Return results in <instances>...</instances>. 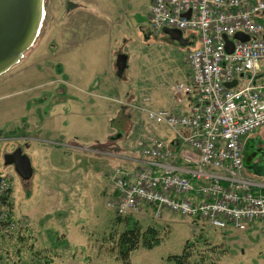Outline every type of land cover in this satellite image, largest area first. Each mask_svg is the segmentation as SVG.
I'll return each mask as SVG.
<instances>
[{
	"label": "rangeland",
	"instance_id": "rangeland-1",
	"mask_svg": "<svg viewBox=\"0 0 264 264\" xmlns=\"http://www.w3.org/2000/svg\"><path fill=\"white\" fill-rule=\"evenodd\" d=\"M101 7L106 9L102 11ZM148 7L149 0H42V20L33 46L16 65L0 75V173L9 184L7 206L11 207L10 224L0 227V264H44L45 259L51 258L52 264H123L112 249L114 243L108 239V232L113 229L118 235L124 223L115 222L116 216L107 203L113 192L112 169L118 163L112 158L116 151L121 157L136 153L134 143L141 139L138 127L129 129L133 110L122 104L120 108L112 104L91 107L87 128L94 129H87L82 139L74 141L66 136L76 132L60 126L64 119L60 111H48V107L43 110V104H50L52 97L60 101L71 94L80 95L78 90L67 94L59 89L57 95L52 90L65 85L66 64L78 72L84 70V77L89 68L102 61V53L100 57H90L91 41L85 39V47L81 49L79 44L68 57L73 42L68 46L66 39L76 32L75 27H84L87 32L91 25L95 31L104 13L119 18L117 30L122 41L118 42L117 52L123 54L129 47L132 50L128 58L133 72L124 74L122 86L128 87L130 82L126 78L130 75L144 76L146 63L155 68L158 82L171 84L174 79L168 72L173 66H180L187 52L198 45V35L193 31L183 34L194 40L187 48L170 43L167 35H156L149 28ZM90 33L93 34L87 32ZM93 52L97 55V49ZM57 65L61 73H57ZM36 99L43 106H33ZM115 108L120 110L110 123L107 117ZM99 109L104 114L97 122V115L102 112ZM110 126L123 132L120 138L105 139L101 129L112 134ZM164 131L167 133L165 127ZM35 132L46 143H37L41 140L35 139ZM254 133L264 141V127ZM94 139L99 143H94ZM74 142L75 147L85 150H69ZM17 148L31 161L29 181H22L12 166L3 163V156ZM99 150L104 154L100 155ZM162 213L155 219L150 208H142L139 214L129 217L143 229L155 225L161 243L152 250H135L127 264H171L166 258L179 255L188 243H192V264H264V228L252 224L243 232L231 227L215 229L202 221ZM62 240L67 246L59 243Z\"/></svg>",
	"mask_w": 264,
	"mask_h": 264
},
{
	"label": "built area",
	"instance_id": "built-area-1",
	"mask_svg": "<svg viewBox=\"0 0 264 264\" xmlns=\"http://www.w3.org/2000/svg\"><path fill=\"white\" fill-rule=\"evenodd\" d=\"M147 24L156 35L162 29L198 35L185 56L189 80L172 88L176 107L193 95L189 108L145 110L148 123L181 140L184 174L170 152L140 145L142 166L113 171L107 207L121 218L150 207L155 219L167 211L215 229L264 228V184L246 178L242 165L243 139L264 127V0H149ZM235 34L247 40H234ZM8 190L0 175V222Z\"/></svg>",
	"mask_w": 264,
	"mask_h": 264
},
{
	"label": "crops",
	"instance_id": "crops-1",
	"mask_svg": "<svg viewBox=\"0 0 264 264\" xmlns=\"http://www.w3.org/2000/svg\"><path fill=\"white\" fill-rule=\"evenodd\" d=\"M87 1V0H85ZM89 3V2H88ZM95 4V3H92ZM102 8V11H104L106 8ZM87 9V7L85 8ZM149 10V7H148ZM114 15V14H113ZM118 25H119V18L118 17H112L108 13H104L101 15V18L98 19L97 26H95V31L91 30V25L88 27L87 32L91 31L93 34H87L85 32L84 27L78 28L75 27V33L71 32L70 38L66 39V43L69 46L73 42L72 49L68 51V57H70V53L78 49L80 46L81 49L85 47V39H90V57L97 56L100 57V54L102 53V61L97 62L96 66L94 68H89L90 72L89 74H85L86 76L83 77V72H78L76 69H72L69 64H66L64 69V76H65V85H61V87H58L57 89L52 90V94L58 91L59 89L66 90L67 94L68 92L71 94V90H75L80 93L78 94H71L67 100L66 98L61 100L53 99L51 98V102L45 103L43 105L44 108H49L48 111H52L56 113V110L60 111V114L63 116L64 119H62L61 127L65 129H70L71 131L76 132V134H69L66 137L72 138L73 140L76 138H81L82 136L86 135V132L88 130H93L94 127L89 129L87 128V125L89 123V114L88 111L91 107H100V106H107L109 104H112V106H116L120 108L119 105L122 104L128 105L132 108L133 114L131 115L132 122L131 128L138 127V131L141 133V139H138L134 143V152L129 154L126 157H121L116 151V156L113 159V161L118 162L121 164H118L112 169V172L119 167H124V169L128 171L134 172L138 168H140L143 164V159L140 157L139 149L140 145H148V146H159L162 149L170 152L174 155L175 160L173 161V164L180 169V173L184 174L182 170H184V166L181 163L179 159V153L184 149V146L182 145L181 140L179 139L176 134H174L170 129L163 125H154L150 124L146 121L145 117V110H169L174 112H184L189 108V105L192 102L193 95H189L186 100L183 102L181 106L176 107L173 98H172V88L176 83H183L187 82L189 80V69L187 67V64L185 62V56L183 57V60L181 61L180 66H173V69H171L168 74L171 78H173V82L169 85H164V82H158V74L155 71V68L152 67L150 64L146 63L147 70L145 72V75H130V77L126 78V81L128 87L125 88L120 83L122 78L124 77V74H129L131 71L133 72L132 65H130L129 61V55L132 50H130V45L127 49V52L120 53L117 52V45L118 42H121L122 39L118 35ZM116 29V33H115ZM77 34V35H76ZM69 37V36H68ZM89 37V38H87ZM73 38V39H72ZM188 38V37H187ZM68 41V42H67ZM194 43V41H193ZM192 43V45H193ZM80 44V45H79ZM72 45V44H71ZM97 49V55L93 52ZM67 50V49H66ZM94 53V54H93ZM119 54H122L126 57V69L124 70L122 77L119 78L116 75V58ZM145 56V55H144ZM142 55V57H144ZM138 57V56H137ZM140 57V58H142ZM147 60V58H145ZM104 64V66H103ZM150 68V69H149ZM161 73H164L162 71ZM137 77L139 79H137ZM135 82V87L132 86L133 82ZM65 94V93H64ZM58 101V102H57ZM34 105L38 104L37 106H43L42 102L38 101V99L35 100ZM36 106V107H37ZM34 107V108H36ZM101 113L97 115L96 121L98 122L100 118H102V113L104 114V111L102 109H99ZM120 109H116L113 111V113H110L108 115L107 120L112 123V119L114 120L117 118L116 115L118 114ZM49 113V112H48ZM99 113V112H98ZM47 118H50V114L46 115ZM130 116V115H129ZM128 116V117H129ZM104 118V117H103ZM91 119V118H90ZM103 120V119H102ZM96 122V123H97ZM164 127L167 130V133L164 131ZM109 130H112L113 133L104 132V129H101L104 133L105 139H113L115 136L120 135L121 137V130L118 128H112L109 127ZM112 128V129H111ZM88 129V130H87ZM128 129V130H129ZM115 131V132H114ZM169 132V134H168ZM78 133V134H77ZM108 133V134H107ZM123 133V132H122ZM34 134L38 135L37 132ZM113 135V137L111 135ZM42 136V135H41ZM38 135L37 138L41 140L43 137ZM111 136V137H109ZM44 139V138H43ZM24 141H28L26 138H23ZM75 141V140H74ZM37 143L43 144L46 142L36 141ZM99 143L96 139H94V143ZM247 142L249 146L252 148H259L260 146L264 147V141L258 136L257 133H251L247 135L243 141L242 144L244 145ZM93 143V142H92ZM104 146V142L101 143ZM74 145H77L75 142L72 143L68 148L69 150H72L73 152L82 150L84 151L83 147H75ZM89 144H87L88 146ZM56 148H59L58 144H54ZM82 146V145H80ZM103 148V147H102ZM138 152H137V151ZM100 151V150H99ZM104 154L100 151V155ZM109 155V154H108ZM30 160V159H29ZM258 161H255L256 164ZM31 164V161H30ZM114 166V165H113ZM32 167V166H31ZM244 176L254 182L262 183L264 184V170L260 171V174L254 175L252 171H246L244 170ZM111 195V193H110ZM148 209V208H147ZM164 214V213H162ZM71 247V246H70ZM73 248V247H72Z\"/></svg>",
	"mask_w": 264,
	"mask_h": 264
},
{
	"label": "water",
	"instance_id": "water-1",
	"mask_svg": "<svg viewBox=\"0 0 264 264\" xmlns=\"http://www.w3.org/2000/svg\"><path fill=\"white\" fill-rule=\"evenodd\" d=\"M42 0H0V75L8 72L23 57V53L31 48L38 36L41 21ZM169 42H176L180 47L186 48L192 45L193 38H183L177 30L162 29ZM234 40L246 41L242 34H235ZM227 53L232 51V41L225 39ZM126 69V57L116 58V75L121 78ZM236 81L226 84L227 89L233 88ZM120 138L117 135L113 138ZM261 157V160H260ZM258 161L256 164L255 161ZM264 149L252 148L247 144L242 148V164L246 171H252L259 175L264 170ZM5 166H12L16 175L22 181H29L32 176V167L29 158L22 154L20 148L3 157Z\"/></svg>",
	"mask_w": 264,
	"mask_h": 264
},
{
	"label": "trees",
	"instance_id": "trees-1",
	"mask_svg": "<svg viewBox=\"0 0 264 264\" xmlns=\"http://www.w3.org/2000/svg\"><path fill=\"white\" fill-rule=\"evenodd\" d=\"M57 73H61V67L57 65L56 67ZM1 175V173H0ZM9 190L7 195L2 199V205L7 208L8 217H6L2 222H0L1 226H7L10 224V213L11 207L7 206L8 203V196H9ZM153 212V208H150ZM115 222L118 224L124 223V226L122 230L118 233H116L115 230L111 229V231L108 232V239L111 240V242L114 243V247L112 249L116 250L117 258L120 260L123 264H127L130 254L134 252L137 249H143V250H152L156 247H158L161 243V238L158 233V229L155 225H150L146 228H141L138 224L130 221L129 217H116ZM116 236V238L114 237ZM115 239V240H114ZM62 245L67 246V242L60 241ZM187 247L183 248L181 253L179 255H170L166 258L168 263L171 264H192L190 259L192 253H190L192 248V243H188L185 245ZM46 258V257H45ZM52 258L51 259H45L44 264H52Z\"/></svg>",
	"mask_w": 264,
	"mask_h": 264
},
{
	"label": "flooded vegetation",
	"instance_id": "flooded-vegetation-1",
	"mask_svg": "<svg viewBox=\"0 0 264 264\" xmlns=\"http://www.w3.org/2000/svg\"><path fill=\"white\" fill-rule=\"evenodd\" d=\"M120 56H124V55L119 54L117 57H120ZM259 149H264V147H263V146H260ZM15 150H16V149H15ZM21 151H22V150H21ZM22 154H24L23 151H22ZM3 157H4V156H3ZM260 160H261V157H260ZM260 160H257V161H260ZM262 164L264 165V162H263Z\"/></svg>",
	"mask_w": 264,
	"mask_h": 264
},
{
	"label": "bare ground",
	"instance_id": "bare-ground-1",
	"mask_svg": "<svg viewBox=\"0 0 264 264\" xmlns=\"http://www.w3.org/2000/svg\"><path fill=\"white\" fill-rule=\"evenodd\" d=\"M40 16H41V20H42V13H40ZM40 23H41V21H40ZM39 28H40V24H39Z\"/></svg>",
	"mask_w": 264,
	"mask_h": 264
}]
</instances>
